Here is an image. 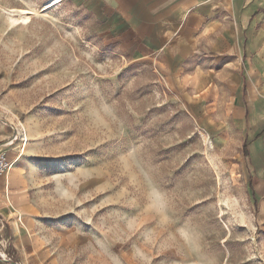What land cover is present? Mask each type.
Returning a JSON list of instances; mask_svg holds the SVG:
<instances>
[{"label":"rangeland","instance_id":"1","mask_svg":"<svg viewBox=\"0 0 264 264\" xmlns=\"http://www.w3.org/2000/svg\"><path fill=\"white\" fill-rule=\"evenodd\" d=\"M49 1L0 0V264H264L231 118Z\"/></svg>","mask_w":264,"mask_h":264},{"label":"crops","instance_id":"2","mask_svg":"<svg viewBox=\"0 0 264 264\" xmlns=\"http://www.w3.org/2000/svg\"><path fill=\"white\" fill-rule=\"evenodd\" d=\"M70 1L100 38L149 61L195 106L226 112L241 132L247 181L264 199V0ZM7 133L0 124V142Z\"/></svg>","mask_w":264,"mask_h":264},{"label":"built area","instance_id":"3","mask_svg":"<svg viewBox=\"0 0 264 264\" xmlns=\"http://www.w3.org/2000/svg\"><path fill=\"white\" fill-rule=\"evenodd\" d=\"M15 161L16 160L11 158L6 151L0 149V177L7 174Z\"/></svg>","mask_w":264,"mask_h":264},{"label":"bare ground","instance_id":"4","mask_svg":"<svg viewBox=\"0 0 264 264\" xmlns=\"http://www.w3.org/2000/svg\"><path fill=\"white\" fill-rule=\"evenodd\" d=\"M60 2V0H50L46 7L49 8V7H53L55 5H57L58 3ZM14 12H16L18 15H19V18L22 20V21H27L29 19V16L30 15V12L29 11H26V10H20V11H11V13L13 14ZM18 22V18H14L12 19V23H16ZM8 173V172H7ZM3 177V176H1Z\"/></svg>","mask_w":264,"mask_h":264}]
</instances>
